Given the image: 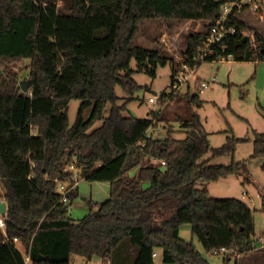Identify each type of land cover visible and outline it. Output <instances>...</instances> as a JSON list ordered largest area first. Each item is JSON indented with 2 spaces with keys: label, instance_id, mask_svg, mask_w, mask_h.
<instances>
[{
  "label": "trees",
  "instance_id": "trees-1",
  "mask_svg": "<svg viewBox=\"0 0 264 264\" xmlns=\"http://www.w3.org/2000/svg\"><path fill=\"white\" fill-rule=\"evenodd\" d=\"M239 1L0 0V183L7 203L0 264H71L72 256L112 264L124 241L135 253L133 264H156L158 257L164 264H210L193 242L180 237L183 225L191 226L207 253L226 247L225 262L254 251L249 205L199 188L247 173V161L211 163L234 156L249 138L231 135L212 148L193 110L202 105L199 85L194 93L189 86L185 94L173 91L181 65L161 50L133 45L147 20L199 21L204 30L188 35L184 64L196 70L230 55L237 62L263 61L264 39L256 35L253 42L244 35L238 18L232 20L235 35L213 47V57L201 59L222 7ZM133 60L137 72L151 78L159 67L172 66L171 90L160 101L185 100L190 117L179 118L184 139H175L170 125L165 139L147 136L156 120L165 121L159 112L150 119L125 115L142 88L133 77ZM24 61H30L27 92L15 69ZM117 87L126 95L122 104ZM74 99L81 105L71 126ZM253 144L251 158L264 157V133L255 132ZM76 174L110 183L109 199L90 203V213L80 220L69 215ZM14 239L18 244L9 243Z\"/></svg>",
  "mask_w": 264,
  "mask_h": 264
},
{
  "label": "rangeland",
  "instance_id": "rangeland-1",
  "mask_svg": "<svg viewBox=\"0 0 264 264\" xmlns=\"http://www.w3.org/2000/svg\"><path fill=\"white\" fill-rule=\"evenodd\" d=\"M62 2H60L61 5ZM244 25V35L250 36L254 42L255 36L264 39V10L260 14L244 13L239 17ZM204 30V24L199 21H155L147 20L133 41L134 46L148 49H158L173 58L176 63L182 59L186 50V40L189 34ZM20 72V80L28 81L30 61H24L15 66ZM131 70L135 71L134 79L142 87L135 92V100L127 105L126 116L140 119H150L151 112H159L165 119L164 122L155 121L156 128L148 133L154 139H165L170 125L175 131L174 138L182 140L186 134L182 132L179 118L187 119L190 111L185 100L179 97L176 101L168 100L165 105L160 101L161 95L171 90L172 66L159 67L155 78L145 73L137 72V63L131 62ZM216 82L209 88L202 90L200 99L202 105L194 106L193 110L201 118L207 133L210 146L219 148L223 146L228 136L235 135L238 138H249L246 143L237 146L234 156H225L214 160L213 165H230L232 161H247L248 172L240 176H233L200 185V189H206L216 199H237L252 209L254 215V230L252 241L255 249L249 255H235L231 261L225 262L224 256H215L207 253L198 240L192 235L191 226L183 225L180 237L186 242H193L198 251L210 264H264V157L251 158L254 153V133H264V60L237 62L235 60H219L203 62L196 69L195 75L189 81L191 93L196 91L200 82ZM117 95L122 104L126 97L124 91L117 87ZM188 92V85L184 86L181 94ZM157 97L156 106L149 103V99ZM81 101L72 100L69 104V124L71 126L77 120ZM91 109L84 113L88 119ZM108 115V111L105 114ZM101 123L95 124L94 128ZM93 128V129H94ZM210 155L205 157L209 159ZM137 171L130 173L135 176ZM77 173V172H76ZM77 176V197L70 206L69 215L74 220H80L90 213V203L100 204L109 199L110 183L90 182L79 174ZM148 185H145L146 188ZM5 191L0 183V196ZM170 216V215H169ZM135 253L131 250L129 241H124L115 252L112 264H133ZM156 264H164L161 257L156 258ZM71 264H104L99 257L86 260L79 256H73Z\"/></svg>",
  "mask_w": 264,
  "mask_h": 264
},
{
  "label": "built area",
  "instance_id": "built-area-1",
  "mask_svg": "<svg viewBox=\"0 0 264 264\" xmlns=\"http://www.w3.org/2000/svg\"><path fill=\"white\" fill-rule=\"evenodd\" d=\"M264 10V0H241L239 2L226 4L222 7L220 17L216 20L215 24L210 30L209 37L207 41L203 44V50L201 53V59H204L206 57H213L215 55L213 47H220L221 42L236 33V27L232 24V20H235V18L240 17V15L244 13H252V14H260ZM234 56L230 55L227 59L220 58L219 60H233ZM177 64H180L181 67L178 71V73L174 77V82L172 85V90L176 92H181L182 88L186 85L189 86V81L192 76L195 75V69L191 68L189 65H186L183 63V60L181 59L180 62ZM216 82L215 78H212L210 81H203L199 83V87L204 90L209 88L212 84ZM157 97H153L149 99V103L156 106V100ZM147 136L150 138L152 135L149 133ZM165 163H163L164 165ZM59 191L66 195L67 189L65 185L61 184ZM2 203H6L5 197L0 196V205ZM0 230L6 234V222L4 219V216L0 213ZM9 243H12L14 245L18 244V239H14L13 242L9 241ZM230 252L226 247H222L218 250H215L213 254L215 256L220 255H227ZM156 257V255H154ZM27 262H29V259L27 258Z\"/></svg>",
  "mask_w": 264,
  "mask_h": 264
},
{
  "label": "water",
  "instance_id": "water-1",
  "mask_svg": "<svg viewBox=\"0 0 264 264\" xmlns=\"http://www.w3.org/2000/svg\"><path fill=\"white\" fill-rule=\"evenodd\" d=\"M21 88L23 92H27L29 90V82L28 81H22L21 82ZM0 213L4 216L7 213V203H2L0 205Z\"/></svg>",
  "mask_w": 264,
  "mask_h": 264
},
{
  "label": "crops",
  "instance_id": "crops-1",
  "mask_svg": "<svg viewBox=\"0 0 264 264\" xmlns=\"http://www.w3.org/2000/svg\"><path fill=\"white\" fill-rule=\"evenodd\" d=\"M78 184V183H77ZM72 258H73V256H72ZM72 258H71V260H72Z\"/></svg>",
  "mask_w": 264,
  "mask_h": 264
}]
</instances>
